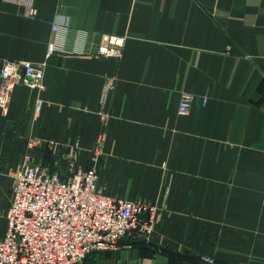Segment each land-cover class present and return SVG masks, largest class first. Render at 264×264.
Instances as JSON below:
<instances>
[{
	"label": "crops",
	"instance_id": "1",
	"mask_svg": "<svg viewBox=\"0 0 264 264\" xmlns=\"http://www.w3.org/2000/svg\"><path fill=\"white\" fill-rule=\"evenodd\" d=\"M53 24L89 54L47 58ZM104 35L127 38L122 58L92 56ZM2 59L47 66L41 110L24 85L0 108V239L28 139L44 140L34 157L52 171L77 145L87 170L102 135L98 187L157 207L153 234L137 241L150 246L124 240L102 264H206L166 251L264 264V0H0ZM183 93L195 97L187 116Z\"/></svg>",
	"mask_w": 264,
	"mask_h": 264
},
{
	"label": "built area",
	"instance_id": "2",
	"mask_svg": "<svg viewBox=\"0 0 264 264\" xmlns=\"http://www.w3.org/2000/svg\"><path fill=\"white\" fill-rule=\"evenodd\" d=\"M35 15L33 9L29 12ZM53 38L47 46V58L54 54L88 55L85 48L66 46L68 26L53 24ZM126 37L104 35L95 58L120 59ZM47 63L2 59L0 66V108L7 109L16 85H24L38 94L37 110L44 100ZM115 82L108 79L103 87L99 115L110 117L109 102ZM195 97L181 95L179 116H187ZM206 99H204V103ZM104 136L97 139L87 170L77 166L78 146L73 145L63 159L67 173L52 171L36 161L34 152L44 140L30 137L13 177L8 226L0 239V264H83L93 253L116 252L124 240H149L153 234L157 207L137 201L113 198L98 187V162ZM52 149L53 143L48 144ZM215 264L212 258H201Z\"/></svg>",
	"mask_w": 264,
	"mask_h": 264
},
{
	"label": "trees",
	"instance_id": "3",
	"mask_svg": "<svg viewBox=\"0 0 264 264\" xmlns=\"http://www.w3.org/2000/svg\"><path fill=\"white\" fill-rule=\"evenodd\" d=\"M64 166V165H63ZM126 243H128L131 247H143V246H150L149 243L146 242H133L131 240H125ZM164 251V250H163ZM166 251V250H165ZM110 253V252H107ZM164 255H166L169 259H171L172 261H184V262H192V263H196V262H201V260L199 258L196 257H189V256H185V255H181V254H175L172 252H163Z\"/></svg>",
	"mask_w": 264,
	"mask_h": 264
},
{
	"label": "water",
	"instance_id": "4",
	"mask_svg": "<svg viewBox=\"0 0 264 264\" xmlns=\"http://www.w3.org/2000/svg\"><path fill=\"white\" fill-rule=\"evenodd\" d=\"M260 150H264V133L261 142L256 146ZM104 253H93L89 255L83 264H102V256Z\"/></svg>",
	"mask_w": 264,
	"mask_h": 264
},
{
	"label": "rangeland",
	"instance_id": "5",
	"mask_svg": "<svg viewBox=\"0 0 264 264\" xmlns=\"http://www.w3.org/2000/svg\"><path fill=\"white\" fill-rule=\"evenodd\" d=\"M72 146L73 145L67 147V151H66L67 153L70 151V148ZM59 149L61 150V148H59ZM61 156H62L61 154L58 155V156H56L57 158H55V160H54L55 161V166L57 167V170H59V171L62 172V168H63L62 166L64 165L65 166V169H66V172L65 173H67V171L69 170L68 163ZM89 163H90V166H91V161ZM153 230H154V228H153ZM201 258H203V257H201ZM201 258H200V260H201ZM212 259H214V258H212ZM201 262H202V260H201ZM215 264H216V262H215Z\"/></svg>",
	"mask_w": 264,
	"mask_h": 264
}]
</instances>
